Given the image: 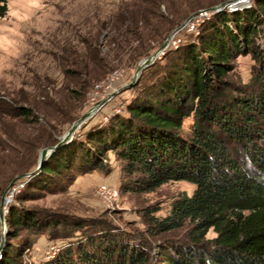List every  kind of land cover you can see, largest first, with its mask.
<instances>
[{
	"label": "trees",
	"instance_id": "obj_1",
	"mask_svg": "<svg viewBox=\"0 0 264 264\" xmlns=\"http://www.w3.org/2000/svg\"><path fill=\"white\" fill-rule=\"evenodd\" d=\"M7 2L0 0V17ZM162 2L133 0L134 8L121 6L109 26L108 47L125 48L133 62L148 56L183 19L160 12ZM252 2L244 10L211 15L194 40L165 51L161 58L169 55L167 62L156 60L143 69L154 70L152 81L144 83L141 76L131 87L138 89L136 95L120 113L106 122L83 123V130L22 180L4 217L0 264H264V0ZM100 45L87 43L80 60L84 69L90 63L102 73L106 69ZM240 54H250L256 63L246 83L229 78L231 61ZM63 73L76 76L70 69ZM47 86L39 87L40 101L23 98V106L0 98L14 116L38 123L35 151L56 144L61 127L82 109L67 108L66 94L56 98ZM84 91L76 95L80 101ZM108 152L121 162L126 190L151 192L175 181L194 189L177 196L165 216L155 215L157 207L147 210L142 216L146 237L103 218L18 204L62 192L80 174L109 170ZM209 230L214 237H206ZM45 232L63 244L48 258L25 260L24 251ZM20 237L16 243L7 240Z\"/></svg>",
	"mask_w": 264,
	"mask_h": 264
},
{
	"label": "rangeland",
	"instance_id": "obj_2",
	"mask_svg": "<svg viewBox=\"0 0 264 264\" xmlns=\"http://www.w3.org/2000/svg\"><path fill=\"white\" fill-rule=\"evenodd\" d=\"M227 1L229 0H166V2H162L158 8L160 12L168 13L169 16L177 14L183 17L181 23L172 29L166 37L174 33L193 12ZM132 2L133 0H8V10L3 17H0V98L7 102L11 99L16 100L17 106L26 104L23 98L30 102L40 101L39 87L46 84L48 85L46 89H53L52 93L56 98H64V93L66 94L69 98L65 105L67 108L76 106L78 108L82 105L77 117L79 118L90 107L87 101L88 92L92 90L96 82L106 77L112 70L120 68L125 70L121 83V88H124L132 81L137 64L143 57L133 62L128 59L125 48L114 47L111 49L108 47L107 40L113 15L121 6L127 5L132 8ZM252 3V0H240L233 8H229L227 5L216 12L223 9L244 10L251 7ZM199 31L198 33L196 31L187 32L183 28L178 32L180 42L171 49H177L186 39L194 40ZM88 42L101 44L100 55L104 56L107 61V67L103 73L97 67H93L91 63L88 64L87 69L81 66V54L87 49ZM164 53L154 61L167 62L169 55L166 58H161ZM65 58H69L70 61L74 59L76 63H62ZM255 64L250 54L235 56L231 61L230 80L236 83L248 82ZM67 69L74 71L76 76L67 78L63 73V70ZM143 73V75L140 74L137 82L141 76V81H145L144 83L151 82L154 70L143 71ZM97 75L99 77H96ZM82 88H85V91L80 101L76 95L81 92ZM137 90L133 87L116 93L106 105V107H110L107 109L108 114H97L92 121H85L86 126L93 125L98 121L106 122L111 116L120 113L125 104L136 95ZM119 109L120 111H117ZM11 112L0 102V184L4 179L1 178L2 175H6L0 202L3 191L15 175L35 169L39 150L45 147H40L35 151L31 146L32 142L41 134L38 123L14 116V113ZM41 122L39 118V123ZM72 122L61 127L63 128L62 134ZM189 123L190 119L185 120L184 126L188 127ZM78 130L83 129L79 128ZM107 162L110 168L107 171L80 174L62 192L47 193L18 204L25 208L75 215L82 218H103L131 234L146 237L143 214L147 210L157 207L155 215L165 216L177 196L184 192L191 194L194 189V186L186 181H175L165 183L151 192H132L123 187L126 175L122 171L120 160L112 152H108ZM23 179L25 178L16 181L7 195L8 201L4 202L2 206L0 205V210L3 213L0 235L2 228H4V232L6 230L7 225L4 217L9 204L13 203L15 195L23 187L25 183L22 181ZM102 185L115 190L116 197L109 198L108 195L105 198L102 196L100 193ZM179 233L183 234V232ZM214 236L215 233L212 230H209L206 235L207 238ZM20 239L21 237L7 240L16 243ZM5 240L4 234L3 246ZM61 244H63V240L51 239L45 232L38 236L30 250L24 251V259L35 261L48 258L56 252Z\"/></svg>",
	"mask_w": 264,
	"mask_h": 264
},
{
	"label": "water",
	"instance_id": "obj_3",
	"mask_svg": "<svg viewBox=\"0 0 264 264\" xmlns=\"http://www.w3.org/2000/svg\"><path fill=\"white\" fill-rule=\"evenodd\" d=\"M239 1L240 0H229L227 2H222L220 4H217V5H214V6H210L208 8L202 9V10L216 12L219 9H222V8H224L227 5L229 6V8H233V6ZM200 11L201 10H198V11H195L192 14H190L182 22V24L178 28L184 27L186 22L192 16L198 14ZM168 40H169V36L166 37L163 40V42L156 48V50L152 54L142 58L138 62L132 81L130 83H128L124 88H120L119 91L124 90V89H129V88H131L132 86H134L137 83V81H138V79L140 77V74L142 73L143 69L145 67H147L148 65L152 64L153 61L156 58H159L160 54L164 53V50L166 49V46H167V43H168ZM90 114H91V109H88L79 118H77L75 121H73L71 123L69 128L58 138V142L56 144L41 148L39 150L36 168L34 170H32V171H29V172H26V173H23V174H17L11 179V181L6 186V188L3 191V194L1 196V202H0L1 206H2V204L4 202L8 201L7 195L11 191V189H12L13 185L16 183V181L19 180V179H22V178H28L29 176L34 174L37 170H39L42 167V164H43V162H44V160L46 159L47 156H49L55 149H57L58 147H60L61 145L65 144V143L69 142L73 138L74 134L78 131L79 127L83 123H85V121H87V119L89 118ZM0 223H1V225L3 224V213L1 212V210H0ZM4 234H5L4 228H2V232H1V235H0V251H1L2 247H3Z\"/></svg>",
	"mask_w": 264,
	"mask_h": 264
},
{
	"label": "built area",
	"instance_id": "obj_4",
	"mask_svg": "<svg viewBox=\"0 0 264 264\" xmlns=\"http://www.w3.org/2000/svg\"><path fill=\"white\" fill-rule=\"evenodd\" d=\"M213 14L212 11L201 10L198 14L192 16L182 28H177L174 33L169 36V40L164 52L168 49L177 46L180 42L179 33L183 28L188 32H197L199 31V27L201 24L209 18V16ZM125 75V70L123 68L112 70L106 77L99 80L94 84L92 90H90L87 94V101L90 105L89 109H91V114L87 120L92 121L94 117L101 113L106 115L108 114L107 109L110 107H106L108 102H110L116 93L119 92V89L122 87L121 83L123 77ZM115 109V108H114ZM117 111H120L117 110ZM100 193L105 198L109 195V198L116 197V191L111 188L106 187V185H102L100 188Z\"/></svg>",
	"mask_w": 264,
	"mask_h": 264
}]
</instances>
